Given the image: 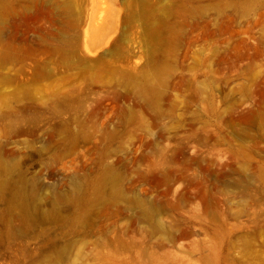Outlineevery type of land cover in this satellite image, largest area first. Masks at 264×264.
<instances>
[{"label": "rangeland", "instance_id": "rangeland-1", "mask_svg": "<svg viewBox=\"0 0 264 264\" xmlns=\"http://www.w3.org/2000/svg\"><path fill=\"white\" fill-rule=\"evenodd\" d=\"M0 264H264V0H0Z\"/></svg>", "mask_w": 264, "mask_h": 264}]
</instances>
